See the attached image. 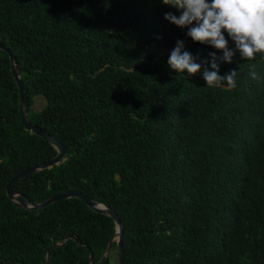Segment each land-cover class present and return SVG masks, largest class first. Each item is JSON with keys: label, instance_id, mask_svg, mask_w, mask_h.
Listing matches in <instances>:
<instances>
[{"label": "trees", "instance_id": "trees-1", "mask_svg": "<svg viewBox=\"0 0 264 264\" xmlns=\"http://www.w3.org/2000/svg\"><path fill=\"white\" fill-rule=\"evenodd\" d=\"M167 12L180 15L161 0H0L27 117L68 148L12 188L33 202L71 190L105 203L123 226L124 264H264V58L236 54L219 74L237 70V86H206L209 54L223 53ZM177 40L209 61L200 73L170 69ZM55 155L21 124L0 49V263L90 264L91 251L95 264L107 248L113 219L80 199L26 210L6 196L14 174Z\"/></svg>", "mask_w": 264, "mask_h": 264}, {"label": "clouds", "instance_id": "clouds-1", "mask_svg": "<svg viewBox=\"0 0 264 264\" xmlns=\"http://www.w3.org/2000/svg\"><path fill=\"white\" fill-rule=\"evenodd\" d=\"M162 4L180 11L177 16L171 12L164 19L180 28H186V36L194 43L208 45L223 53L217 57L210 53V67H203L209 61L197 62V57L185 49L184 42L176 41L170 51L167 64L177 73L192 76L200 73L203 67V79L206 86L217 87L226 84L235 88L238 71L220 75L221 63H232L239 54L242 60L254 58L260 54L264 58V0H161ZM224 30V31H222ZM225 32L227 35H225ZM162 38V37H159ZM229 40L234 47L229 46ZM252 79L257 73L250 70Z\"/></svg>", "mask_w": 264, "mask_h": 264}, {"label": "water", "instance_id": "water-1", "mask_svg": "<svg viewBox=\"0 0 264 264\" xmlns=\"http://www.w3.org/2000/svg\"><path fill=\"white\" fill-rule=\"evenodd\" d=\"M0 49L8 54V57L10 60L11 75H12V77H13L16 85H17V88H18L19 117H20L21 124L23 125L25 130L30 131V132L40 136L41 138L45 139L46 141H48L56 150L55 156H53L47 160H44L40 163H37L35 165H32L30 167H27V168L17 172L16 174H14L8 180V182L5 185L6 196L8 197V199L13 204H15L18 207H21L23 209H26V210H36V209L45 207V206H47V205H49L55 201L62 200V199H67V198L80 199L81 201H83V203L88 208L111 217L113 219V222L115 225V227H114L115 232H114L113 236L110 238L107 248L104 250V252L100 256V259L95 264H102L103 260L108 255L109 247L113 241H115V243H116L117 264H124L123 226H122L120 218L116 214V212L113 209H111L109 206H107L105 203H103L101 201L93 200V199L87 197V195H85L83 193H80L77 191H71V190H64V191H61L55 195H52V196L46 198L43 201L33 202V201L29 200L26 196L22 195L21 192L16 191L12 188L13 184L19 179H21V178H23L29 174L35 173L37 171L47 169V168H51L54 165L60 164L65 159L68 148L65 144L59 142L52 135H50L49 133L42 130L36 124H33L29 121V119L27 117V108H28L27 96H26V93L24 90L23 83L20 79V75H19L18 69L16 67L14 58L11 55V53L9 52V50L2 43H0ZM19 196H22V199H19L18 198ZM66 240L67 239H65L63 242H65ZM61 244L62 243H55L52 247L60 246ZM92 260H93V254L90 251V253H89V263L90 264H92ZM47 261H48V257H46L44 264H47ZM0 264H9V263L2 262Z\"/></svg>", "mask_w": 264, "mask_h": 264}, {"label": "rangeland", "instance_id": "rangeland-1", "mask_svg": "<svg viewBox=\"0 0 264 264\" xmlns=\"http://www.w3.org/2000/svg\"><path fill=\"white\" fill-rule=\"evenodd\" d=\"M44 102L45 100L42 96H35V103L33 105L34 109L39 110L43 106ZM107 256L111 259V264H117L116 245L112 247V249H109Z\"/></svg>", "mask_w": 264, "mask_h": 264}]
</instances>
